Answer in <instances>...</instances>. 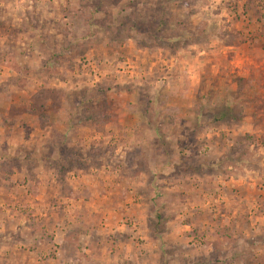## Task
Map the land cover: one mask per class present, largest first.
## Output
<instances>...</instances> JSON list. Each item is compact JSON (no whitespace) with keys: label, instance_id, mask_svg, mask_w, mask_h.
<instances>
[{"label":"rangeland","instance_id":"1","mask_svg":"<svg viewBox=\"0 0 264 264\" xmlns=\"http://www.w3.org/2000/svg\"><path fill=\"white\" fill-rule=\"evenodd\" d=\"M0 264H264V0H0Z\"/></svg>","mask_w":264,"mask_h":264}]
</instances>
